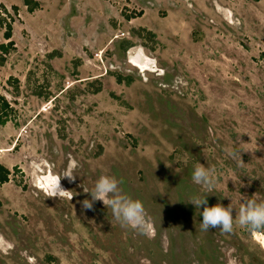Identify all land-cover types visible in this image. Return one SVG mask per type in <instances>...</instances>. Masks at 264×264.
Here are the masks:
<instances>
[{
	"label": "rangeland",
	"instance_id": "374dc122",
	"mask_svg": "<svg viewBox=\"0 0 264 264\" xmlns=\"http://www.w3.org/2000/svg\"><path fill=\"white\" fill-rule=\"evenodd\" d=\"M35 1L0 0L13 44L0 264H264V231H202L190 204H231L235 218L264 203V0ZM198 164L215 170L211 191L192 179ZM48 174L74 175L61 180L73 198H50ZM101 176L143 203L144 228L100 201L82 210Z\"/></svg>",
	"mask_w": 264,
	"mask_h": 264
},
{
	"label": "clouds",
	"instance_id": "9594fccd",
	"mask_svg": "<svg viewBox=\"0 0 264 264\" xmlns=\"http://www.w3.org/2000/svg\"><path fill=\"white\" fill-rule=\"evenodd\" d=\"M229 155L235 156V152ZM214 169L206 168L203 164H198L193 170L192 179L196 184L202 185L211 191L216 183ZM67 178L74 181L76 177L66 174L62 178L52 175L45 184V191L50 198H68L72 199V193L61 186V180ZM122 181L115 177L101 176L95 184L94 190L89 193L91 199H85L81 202L82 210H94V203L100 201L105 207H110L114 218L119 221L122 226L131 227L133 229L144 228L147 224V213L143 203L140 200H133L131 197L122 193L120 185ZM190 204L199 209L203 206L201 212L202 222L201 230L208 231L210 229H220L223 233H232L234 226L246 229L253 235L264 231V203H257L255 200L249 199L241 205L237 217H233V208L231 204L224 207L222 204H216L209 207L207 197L201 198L194 196ZM150 238H154L155 229L145 232ZM143 264V262H142ZM229 264H237L236 259H230Z\"/></svg>",
	"mask_w": 264,
	"mask_h": 264
},
{
	"label": "trees",
	"instance_id": "16d2710c",
	"mask_svg": "<svg viewBox=\"0 0 264 264\" xmlns=\"http://www.w3.org/2000/svg\"><path fill=\"white\" fill-rule=\"evenodd\" d=\"M22 3L26 6V9L28 12L32 11L37 6V3L35 0H22ZM2 9L5 10V8H2ZM11 9L13 12H15L17 7L15 5H11ZM0 25L4 26L2 37L5 40H7V42L5 43H0V63H2L5 53L8 52V49L11 48L13 44L10 40V36H11L10 23L4 21V18L0 16ZM0 101L2 102V105L4 106L7 105L5 102H3L2 97H0ZM0 122H2L1 119H0ZM7 174H8V170L4 166L0 165V183L7 181Z\"/></svg>",
	"mask_w": 264,
	"mask_h": 264
},
{
	"label": "bare ground",
	"instance_id": "6f19581e",
	"mask_svg": "<svg viewBox=\"0 0 264 264\" xmlns=\"http://www.w3.org/2000/svg\"><path fill=\"white\" fill-rule=\"evenodd\" d=\"M51 175L50 174H48V175H46L45 177H43V181H44V183L46 182V180L50 177ZM44 185V184H43ZM46 185V184H45ZM255 240L259 243V244H261V245H263L264 246V237H262V236H259V237H257V238H255Z\"/></svg>",
	"mask_w": 264,
	"mask_h": 264
}]
</instances>
